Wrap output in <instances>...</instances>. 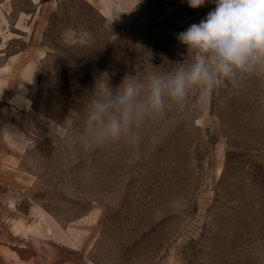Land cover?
<instances>
[{
  "label": "rangeland",
  "instance_id": "1",
  "mask_svg": "<svg viewBox=\"0 0 264 264\" xmlns=\"http://www.w3.org/2000/svg\"><path fill=\"white\" fill-rule=\"evenodd\" d=\"M114 3L103 15L61 0L34 31L26 196L61 233L67 264H264V74L191 97L145 129L138 156L123 143L85 150L82 122L66 120L126 76L190 61L177 36L215 8ZM30 4L0 0L1 28L13 6ZM22 47L12 41L7 52Z\"/></svg>",
  "mask_w": 264,
  "mask_h": 264
},
{
  "label": "clouds",
  "instance_id": "2",
  "mask_svg": "<svg viewBox=\"0 0 264 264\" xmlns=\"http://www.w3.org/2000/svg\"><path fill=\"white\" fill-rule=\"evenodd\" d=\"M207 2L187 0L192 9ZM211 2L215 8L177 36L190 61L143 80L126 76L115 91L95 92L83 115L74 110L66 119L82 122L77 139L85 150L123 143L138 156L145 129L184 109L191 97L208 99L217 89L264 74V0Z\"/></svg>",
  "mask_w": 264,
  "mask_h": 264
},
{
  "label": "crops",
  "instance_id": "3",
  "mask_svg": "<svg viewBox=\"0 0 264 264\" xmlns=\"http://www.w3.org/2000/svg\"><path fill=\"white\" fill-rule=\"evenodd\" d=\"M29 1L28 7H12L16 13L12 26L4 23L1 28L0 23V264H67L61 233L46 217L38 216L25 194L26 177L21 169L30 138L29 95L36 78L31 40L41 16L61 0ZM87 1L103 15L114 13V0ZM12 41L22 42L23 47L8 53Z\"/></svg>",
  "mask_w": 264,
  "mask_h": 264
}]
</instances>
